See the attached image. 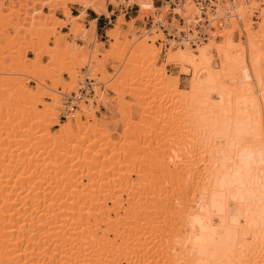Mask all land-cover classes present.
I'll use <instances>...</instances> for the list:
<instances>
[{
	"label": "bare ground",
	"instance_id": "6f19581e",
	"mask_svg": "<svg viewBox=\"0 0 264 264\" xmlns=\"http://www.w3.org/2000/svg\"><path fill=\"white\" fill-rule=\"evenodd\" d=\"M51 1L43 2L50 5ZM71 1L81 10L77 16L62 11L67 22L80 18L86 8L108 15L107 2L124 0ZM129 2L136 4L139 15H152L155 10L152 0ZM224 7L228 14L222 17ZM180 9L175 10L185 24L193 25L197 9L191 0H184ZM254 12L257 22L252 20ZM49 18V26L33 17L27 22L53 30L57 21L52 14ZM122 18L118 16L105 33L109 51L119 53L118 58V37L120 30L125 31ZM212 18L213 30L194 45L189 41L198 30H183L177 40L166 38L158 77L163 86L157 81L158 87L153 79L146 77L142 82V77H135L139 57L154 59L161 52L147 34L156 27H130L142 30L138 39L127 38L126 42L122 38L126 44L135 42L137 53L128 55V65L122 68L132 75L127 79L115 75L105 88L97 84L89 99L108 108L113 98L103 90L120 91L115 99L119 116L114 121L119 127L118 140L112 138L105 122L90 113L96 109L89 103L80 105L87 113L85 119L73 112L59 124L58 132L51 133L48 126L58 123L59 97L46 92L36 77L40 86L36 83L33 91L18 79L13 82L17 90L14 105L19 107L15 112L10 107L7 110L8 97L0 92V264H264V0H234L230 6L223 1ZM15 23L18 26L19 20ZM74 23L88 50L87 44L95 42L92 25L88 30ZM16 25L11 30L16 31ZM235 32L238 42L233 38ZM6 39H1L6 42L1 43L0 52L10 50L11 41ZM7 53H0V73L10 69L3 62L10 58ZM80 55L88 70L96 69L99 63L92 62L90 55ZM32 62L33 75L48 72L44 65L37 68L38 61ZM15 63L9 73L26 72L22 61ZM166 65L188 76L184 88L178 87V76H172L174 82L165 77ZM69 67L66 72L72 81L75 75ZM61 80L51 79L46 87L54 92L64 84ZM108 80L102 81L106 84ZM8 83L1 79L0 90L9 88ZM64 85L74 86L73 82ZM120 85L133 90L128 88L131 94L125 95L135 102L124 99L125 89H118ZM170 91L176 99L173 94L169 97ZM176 102L181 109L174 111L181 115L177 116L179 126L173 125L181 127L180 135L173 133L170 137L176 141L163 146L166 152L161 146L162 153L157 150V155L155 141L149 137L158 132L165 135L161 130L176 122L171 114V104ZM133 111L141 117L134 125ZM150 133L154 146L147 150L149 143L142 144L144 152L138 141ZM139 147L144 152L140 156Z\"/></svg>",
	"mask_w": 264,
	"mask_h": 264
},
{
	"label": "rangeland",
	"instance_id": "374dc122",
	"mask_svg": "<svg viewBox=\"0 0 264 264\" xmlns=\"http://www.w3.org/2000/svg\"><path fill=\"white\" fill-rule=\"evenodd\" d=\"M44 1V0H43ZM41 2L40 0H0V15H2L3 16V19H4V17L6 16L7 17V13H9L10 12V15L7 17V19H4L5 21L6 20H8L9 19V22H7L6 24H5V22H4V20L2 19V17H0V25L3 27V24H4V26H6L5 28H2V27H0V29L2 28V30H0V38L2 39V38H7L6 40H9L10 39V50H9V52L8 51H6V50H1V54L2 55H5V53H7V54H9L10 56V58H7V57H5V58H3V62H4V65H9V67H10V69L11 70H13L14 69V67H15V61L17 60V62L18 61H22V63H23V65H25L27 68H25V70H26V72H19L18 73V71L19 70H16V71H11V73H9L10 72V69H9V71L8 70H5V72L3 73V72H1L0 73V80L1 79H3V80H5V82L7 81V82H9L8 84H6L9 88H6V89H4V90H0V92H2V96H6V97H8V105H7V110H11L10 108H13L12 110H11V112L12 111H14L15 112V109L16 108H19V107H17L16 105H14V104H16V103H14V102H16L15 100L16 99H14L15 97H14V95L16 94L17 95V90H16V84H14L13 82H15L17 79V82L19 81L20 82V85L21 86H24V88L25 89H31V91H33V90H35V84L37 83V85H39V82H38V80L37 79H39V80H42L43 81V86H44V89H46V92H50V93H55V96H56V94H57V96L59 97H57L58 99H59V102H60V106L57 108V111H58V118H57V121H58V123H56V124H50L49 126H48V129H49V131H51V133H56V132H58L59 131V127H60V125L59 124H63V122L66 120L65 118H63L62 116H60V114H62V106H61V97H60V93H58L59 91H58V88L60 89V92H64V91H69V90H71V89H75V86H76V84H77V81H79V80H82V78L84 77V75H88V76H96V74H97V77H102L101 79L99 78H96V80H98V82L99 81H101V82H103V81H106L108 78H109V80L106 82V84H104V82H103V84L102 85H105L104 86V88L106 87V85H108V83L113 79V76H115L114 78H119V76L118 75H120L121 76V79L122 78H129L131 75L130 74H128V72L127 71H125V70H123L122 68H124L126 65H128L127 64V62H129L128 61V55L130 56L131 54H134L135 52H133V51H135L136 50V48H135V42L134 43H132L131 42V44H130V41H129V43L128 44H126V42H128V39L127 38H129L130 40L133 38H136V39H138V37L137 36H139V33H140V31H142V30H131L130 29V27L131 26H134V28H140V27H144V28H148V25H142V24H140V23H138L137 22V20H139V21H141V17H142V15H145V14H142V15H139L138 14V16H136L135 18H131V19H129L128 21H125L122 17V14L120 13V12H116V11H114L113 13L115 14V13H118L117 15H116V17H115V19H114V21L112 22L111 21V24H109L108 26H109V28H107L106 30L108 31L112 26H113V24L116 22V19H117V17L118 16H121V18H122V20L124 21L122 24H121V26H122V28L123 29H125V31L124 30H120V34H119V36L120 37H118L119 38V44H121L120 45V47H119V51L118 52H120V57L118 58V57H116L117 55H119V53H117L116 55L115 54H113L111 51H109V47L111 46V44H110V42L107 40L108 39V37L106 36V41L105 42H98L97 44H94L93 43V41L92 42H89V44H87V47H88V50H87V48H85L84 49V45H82V44H76L75 43V39H77V38H79L80 39V37H79V32L77 31V30H74V21L76 22V23H79L83 28H84V26H83V24L81 23V22H78L76 19H74V20H72V21H70V22H67V21H65V20H67L66 19V17H64L63 16V14H62V11H64V10H67V12L70 14V12H69V9H68V6L69 5H76V6H79L78 4H76V3H74V2H72L71 0H52L51 2H50V5H47V4H44V2ZM107 3H109V2H107ZM106 3V4H107ZM118 3H121V2H114V3H111L112 4V6H113V8H115L116 6H117V4ZM80 7V6H79ZM81 8V7H80ZM15 10H17L18 11V13L15 11ZM81 10V9H80ZM11 11H12V13H11ZM24 12L25 13H27V14H24ZM80 12V11H79ZM57 13H59L63 18H58L57 17ZM18 14V15H17ZM24 14V15H23ZM52 14V19L53 20H55V21H57V25L55 24V27H54V29L53 30H48V29H44V28H41L42 29V31H41V29L40 28H37V27H35V25H31V24H28L29 22H27L28 20H29V17L31 18V17H33V19H38L39 21H44L46 24H47V26H49V25H51L50 24V22H52L51 20H50V15ZM106 15V14H105ZM109 15V14H108ZM257 15H258V13H256V12H254L253 14H252V20L253 21H255V22H257V21H259V18L257 17ZM17 16V17H16ZM27 16H29V17H27ZM5 17V18H6ZM10 17V18H9ZM17 18V20H16V18ZM23 17V18H22ZM26 17V18H25ZM22 19H24V20H26V21H24V20H22ZM41 19V20H40ZM64 19V20H63ZM132 19H134L132 22H131V20ZM18 20H19V23H17L18 24V26L16 25V23L15 22H18ZM50 20V21H49ZM63 22H62V21ZM3 21V22H2ZM49 21V22H48ZM65 21V22H64ZM130 22V23H129ZM3 23V24H2ZM13 23H15V24H13ZM20 23H22L21 24V28L19 27L20 25ZM129 23V24H128ZM10 24H13L14 26L16 25V27H15V29H16V31L14 30V29H12L11 30V28H14V26L13 25H10ZM49 24V25H48ZM129 26V29L130 30H127V27ZM12 26V27H11ZM65 26H67L68 28H66ZM25 27V28H24ZM33 27H35V28H33ZM33 28V30H31ZM67 30V32L66 33H61V30ZM35 29L37 30V31H35ZM29 30V31H28ZM28 31V32H27ZM39 31V32H38ZM73 31V32H72ZM36 32H38V33H36ZM78 32V33H77ZM124 33V34H123ZM123 34V35H122ZM137 34V35H136ZM147 34H148V36H150V35H152V38L154 39V42H152L153 43V46L154 47H158V48H160L161 49V52H160V54L156 57V58H150V57H148V56H142V57H139L138 58V61H136L137 63H136V66H135V69H137L138 71L137 72H135V77L137 78V79H140L141 77L143 78V79H140L142 82L143 81H145L147 78L146 77H148L149 78V80L151 81L152 79H153V84H155L156 85V83H157V81H158V83H159V85H158V83H157V85L158 86H163V83H161L159 80H160V78L158 79V77H159V73H160V68H161V66H162V63H161V61L163 60V54H164V52H165V43H166V39L164 38V36H163V34H161V32H160V30H154V32L153 31H151V30H148L147 31ZM154 34V35H153ZM9 36L10 38H8L7 36ZM106 35V34H105ZM12 37V38H11ZM14 37H15V39H14ZM18 37V38H17ZM124 37V38H123ZM151 37V36H150ZM161 37V38H160ZM125 40H127L125 43H123V39ZM233 38L235 39V41L236 42H238V40L239 39H237L238 38V35H237V32H235L234 34H233ZM1 39H0V41H1ZM241 39H242V37H241ZM14 40V41H13ZM157 40H160V41H157ZM6 42V41H5ZM4 42V40H2L1 42H0V47L2 46V44L1 43H5ZM122 42V43H121ZM151 42V41H150ZM70 43V44H69ZM72 46H74V48H72ZM79 46V47H78ZM83 46V48H81ZM134 46V47H133ZM54 49H53V48ZM67 49H65V48ZM68 47V48H67ZM77 48V49H76ZM79 48V49H78ZM135 48V49H134ZM80 49H81V51H80ZM108 49V50H107ZM75 50H76V52H75ZM107 50V51H106ZM55 51V52H54ZM66 51H68V52H66ZM73 51H74V53H73ZM80 51V52H79ZM87 51V52H86ZM105 51V52H104ZM131 51V52H130ZM62 52V53H61ZM85 52V53H84ZM54 53V55H57V56H51L52 54ZM86 54H88V55H90V58L92 57L93 59H91L92 60V62H96V63H99V64H97L96 66H95V68L96 69H93V70H96L95 72L92 70V69H89L88 70V68H87V66H86V64H84L85 62L83 61V60H81V55L80 54H82V57H84ZM91 53H93V54H91ZM100 53V54H99ZM136 53H137V50H136ZM0 54V56H2ZM103 54V55H102ZM12 55V56H11ZM69 55V56H68ZM73 55H75L76 56V58L73 56ZM88 55H86L87 57H88ZM17 56V57H16ZM66 56V57H65ZM72 56H73V58H72ZM135 56H137V54L135 55ZM12 57V58H11ZM146 57V58H145ZM100 58V61L99 60H97V59H99ZM103 58V59H102ZM117 58H118V60H117ZM13 59V60H12ZM19 59V60H18ZM53 59V60H52ZM137 59V58H136ZM15 60V61H14ZM33 60H35V61H38V63H37V68H44V66L47 68V71L48 72H46V74H36V73H34V75H33V70H32V68H33V66H32V64L34 63V62H32ZM11 61V62H10ZM81 61V62H80ZM99 61V62H98ZM103 61V62H102ZM145 62V63H144ZM10 63V64H9ZM20 63V62H19ZM103 63V64H102ZM69 64V65H68ZM22 65V64H21ZM28 65V66H27ZM44 65V66H43ZM70 65H72V67L70 66ZM1 66V65H0ZM30 66H31V69H30ZM66 66V67H65ZM70 66V67H69ZM98 66H99V69H98ZM49 67V68H48ZM53 67V68H52ZM70 68V70L69 71H73L74 72V75L75 76H73L74 78H73V80L72 81H70V78H69V73L68 72H66V68ZM16 68V67H15ZM52 68V69H51ZM100 69H102V71L100 70ZM28 70H31L32 71V73H30L31 71H28ZM85 70H88V72L89 73H85ZM119 70H121L120 72H119ZM157 70V71H156ZM164 71H165V77H169V79H171V82H174V81H172L173 79H172V76H178L179 77V83H178V87L179 88H184L185 86H186V80L188 79V76L187 75H184V74H178L179 72H178V69L176 68V67H174V66H172V65H166L165 67H164V69H163ZM7 71V72H6ZM99 71V72H98ZM101 71V72H100ZM141 71V72H140ZM107 74H106V73ZM115 72H117L118 74H116ZM148 72V73H147ZM9 73V74H8ZM145 73V74H144ZM30 74V75H29ZM48 74V75H47ZM104 76H103V75ZM140 74H142V75H140ZM144 74V75H143ZM105 75H109L108 77L107 76H105ZM112 75V76H111ZM148 75V76H147ZM49 76H51L50 78H49ZM9 78V81H8V79L7 78ZM37 79H36V78ZM55 77V78H54ZM71 77V76H70ZM112 77V78H111ZM56 78H61L62 80V84L64 83H69L70 82V84H71V82H73V84H74V86L72 87V88H70V86H72V85H70V86H65L64 84L63 85H57L56 87H55V91L53 92L52 90H50V89H48L46 86H50V84H52V83H50L51 81V79H56ZM107 78V79H106ZM126 78V79H127ZM11 79L12 80H14V81H11ZM74 79H75V81H74ZM111 79V80H110ZM158 79V80H157ZM103 80V81H102ZM156 82H155V81ZM65 81V82H64ZM116 81H118V80H116ZM16 82V83H17ZM155 82V83H154ZM161 83V84H160ZM49 84V85H48ZM13 85V86H12ZM69 85V84H68ZM124 85V83H122V86ZM156 85V86H157ZM40 86V85H39ZM61 86V87H60ZM63 86V87H62ZM157 86V87H158ZM13 87V88H12ZM130 87H131V85H130ZM140 87H144V86H141L140 85ZM169 87V86H168ZM120 88H124V87H121V85L118 87V89H120ZM129 87H127V88H124L125 90H123V92L122 93H124V95H125V93H133L132 91H131V88H129L130 89V92H128L129 91V89H128ZM149 89V88H148ZM49 90V91H48ZM121 90V89H120ZM161 90V89H160ZM13 91V92H12ZM112 90L110 89H108V88H106V89H104L103 90V94L106 96V97H109V98H113V100L112 101H110L109 102V104H108V108H106V107H103V106H96V105H98V102L96 103V102H94V103H92L91 102V100H86V102H79V104H78V106H77V109H75L73 112L74 113H76V111H78L77 113L78 114H81V118H82V120L83 119H85V118H83V117H85L84 116V114L86 113L85 112V110H81V106L80 105H82V104H84V103H89L90 104V106H92V107H94L96 110H95V112H93V111H89L92 115L93 114H95V117L98 119V120H100L101 122L103 121V122H105L106 123V127L110 130V132H111V136H112V138L113 139H115V140H118L119 138H120V136H119V132L118 131H116V130H119V127H118V124L116 123V122H114L115 121V119H117L118 118V116H119V114L117 113V107H118V104H117V102L115 101V99H116V95H118L117 93H119L120 91H114L113 90V92H111ZM125 91V92H124ZM15 92V93H14ZM116 92V93H115ZM12 93H13V95H12ZM130 93V94H131ZM156 93V92H155ZM174 93L175 92H173L172 91V93H171V91L168 93L170 96L169 97H173V95H174ZM148 94H149V92H148ZM148 94H145V95H148ZM173 94V95H172ZM15 95V96H16ZM120 95V94H119ZM115 96V97H114ZM174 99H176L177 97H176V95H174V97H173ZM173 98H171V99H173ZM29 99H31V98H29ZM124 99H126V100H128V101H131V102H133L134 101V99L135 98H133V97H130V96H127V95H125L124 96ZM173 99V100H174ZM43 102L45 101V103H50V101L48 100V98H46V97H42V99H41ZM158 100V99H157ZM165 101V100H164ZM135 102V101H134ZM156 103H157V101H155ZM96 104V105H95ZM171 105H172V113H171V111H170V109H171ZM171 105H169L170 107H168V109H169V111H168V109L165 111L166 112V114L167 115H169L170 113L173 115V117L175 118V121L176 122H174L173 120V123H171L172 124V129L170 128V131H172V130H175L174 132L172 131V133H171V135H170V133H168V132H170V131H168V127H170L171 126V124L169 125V126H167L165 129L166 130H164V129H162L161 131H163L164 133H165V135L161 132V133H159V135H158V133L157 134H155V133H153V134H155V136L154 135H151V133L150 134H148L147 135V138L146 137H144V138H140V140L138 141L139 142V145H141L140 147L142 148V147H144V146H146L148 143V145H147V150H148V148L149 149H152L153 148V146H154V141H155V149L153 148V151H155V152H157V150L159 151V152H161V149H160V147L161 148H163V146H166V144L168 143V141L170 142V143H172V141H174L175 139H177V138H173L174 140H172L171 139V137H172V135H173V133L174 134H176L177 136H175V137H179V133L180 132H178L177 130L179 129V127H177L176 125H178V123H177V118L179 117L178 115L180 114V113H177L178 111H179V109H181V107H178V106H181L179 103H173V104H171ZM15 106V107H14ZM183 106V105H182ZM10 107V108H9ZM37 107L40 109V108H42V105H37ZM97 107V108H96ZM25 108V107H24ZM23 108V109H24ZM132 108H133V105H132ZM177 108V109H176ZM22 109V110H23ZM25 109H27V108H25ZM24 109V110H25ZM134 109V108H133ZM176 109V111H174ZM81 110V111H80ZM125 110H127V108L125 109ZM135 110V109H134ZM152 110V108H150V111ZM19 111V110H18ZM27 111V110H26ZM136 111V110H135ZM72 112V113H73ZM80 112V113H79ZM83 112V113H82ZM85 112V113H84ZM110 112V113H109ZM173 112H174V114H173ZM169 113V114H168ZM177 113V114H176ZM89 114V113H88ZM136 112H134L133 111V113H132V116H131V121H133L132 123H133V125L136 123H140V121L139 120H141V117L137 114ZM148 114V113H147ZM150 114V116H152V114L153 113H149ZM86 115H87V113H86ZM154 115V114H153ZM181 115V114H180ZM69 116V115H68ZM89 116H91V115H89ZM178 116V117H177ZM148 117V116H147ZM172 117V118H173ZM173 118V119H174ZM146 119V118H145ZM89 122L90 123H92L91 121V118L89 117ZM137 121V122H136ZM171 121V122H172ZM135 122V123H134ZM116 123V124H115ZM173 124H176V125H173ZM181 125V124H180ZM59 126V127H58ZM179 126V125H178ZM176 129H175V128ZM115 129V130H114ZM180 129H181V127H180ZM179 129V131H181ZM167 133V134H166ZM163 136H162V135ZM153 136L154 137V139H153V137H151V136ZM159 137H158V136ZM148 136H150L149 138H152V140H154V141H152L151 139H149L148 138ZM163 138H162V137ZM171 136V137H170ZM173 136V137H174ZM164 137H166V138H168V139H165ZM160 138H162V139H160ZM146 141H145V140ZM170 139V140H169ZM158 140H160V141H158ZM166 140V141H165ZM141 141V142H140ZM142 141H145V142H143L142 143ZM148 141V142H147ZM152 141V143L151 144H153V145H151L150 144V142ZM157 141H158V144H157ZM161 141H163L164 143H165V145L163 144L162 145V143H161ZM176 141V140H175ZM174 141V142H175ZM147 142V143H146ZM159 142H160V144H159ZM169 143V144H170ZM144 146H143V145ZM169 144H167V145H169ZM149 145H151V147H149ZM158 145H160V146H158L159 147V149L157 148L156 149V147ZM138 148L137 149V151L140 149V151H138L137 153H138V156H140L142 153H144V152H146V149H145V151H144V148H142V150L144 151H142L141 150V148ZM167 147V146H166ZM165 150H166V148H165ZM164 150V148H163V150L162 151H164V152H166ZM159 152H157V155H159L158 153ZM164 152H163V154H164ZM162 153V152H161ZM161 153H160V155H161ZM137 156V155H136Z\"/></svg>",
	"mask_w": 264,
	"mask_h": 264
},
{
	"label": "built area",
	"instance_id": "2783aa9c",
	"mask_svg": "<svg viewBox=\"0 0 264 264\" xmlns=\"http://www.w3.org/2000/svg\"><path fill=\"white\" fill-rule=\"evenodd\" d=\"M156 3L154 5L155 10L152 15H142L141 21L137 20L143 26L146 24L148 28L151 25L156 27V30H160L164 38H175L176 40L183 36V30H198L196 36L193 39H190V44L204 40L208 34V31L213 30L211 22L213 21L214 11L217 5L222 4L225 1L229 6L234 0H191L195 8L197 9V14H195L196 21L192 24H185L183 17L180 12H177L175 9H180V4L184 0H152ZM106 7L109 8L112 12H120L124 17H127L131 13L135 14V17L138 15L136 4L129 2V0H124L121 3H118L115 8H113L111 3H107ZM118 14V13H117ZM228 14V8H223L222 17H225ZM134 17V18H135ZM211 17V18H210ZM160 41V40H157ZM96 76L84 75L82 80L77 81L75 89L69 91L60 92L58 88V93H60L61 106H62V116L71 115L72 112L77 109L79 102H86V100L93 97V87L97 84L101 87L102 84L96 80Z\"/></svg>",
	"mask_w": 264,
	"mask_h": 264
},
{
	"label": "crops",
	"instance_id": "0c3cea01",
	"mask_svg": "<svg viewBox=\"0 0 264 264\" xmlns=\"http://www.w3.org/2000/svg\"><path fill=\"white\" fill-rule=\"evenodd\" d=\"M152 5H156V3L154 1H152ZM70 15L72 16H77L79 14L80 11V7L76 6V5H69L68 6ZM106 11L109 13V15H105L104 13H100L97 14L95 13L93 10L86 8L82 14V18H77L76 20L78 22H81L84 26L85 29L88 30L91 28H93V33H94V40L95 42H105L106 41V29L109 28V24H111V21L113 22L117 13H113L111 10H109L108 7H106ZM57 17L58 18H63L59 13H57ZM135 14L131 13L130 15H128L127 17H124L123 19L125 21H128L131 18H134ZM91 22V23H90ZM93 22V24H92ZM138 22V21H137ZM139 23V22H138ZM66 28H68L67 26H65ZM95 27V28H94ZM64 29V28H63ZM67 30H61V33H66ZM82 40L77 38L75 39V43L76 44H82Z\"/></svg>",
	"mask_w": 264,
	"mask_h": 264
}]
</instances>
